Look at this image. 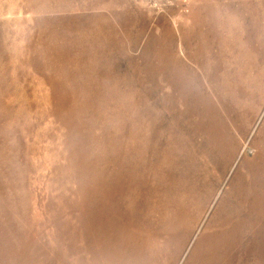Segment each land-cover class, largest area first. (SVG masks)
<instances>
[{
    "label": "rangeland",
    "instance_id": "obj_1",
    "mask_svg": "<svg viewBox=\"0 0 264 264\" xmlns=\"http://www.w3.org/2000/svg\"><path fill=\"white\" fill-rule=\"evenodd\" d=\"M0 264H264V0H0Z\"/></svg>",
    "mask_w": 264,
    "mask_h": 264
},
{
    "label": "bare ground",
    "instance_id": "obj_2",
    "mask_svg": "<svg viewBox=\"0 0 264 264\" xmlns=\"http://www.w3.org/2000/svg\"><path fill=\"white\" fill-rule=\"evenodd\" d=\"M163 131H164V129H163ZM165 132V131H164ZM148 134H149V132H148ZM175 134V133H174ZM166 135V134H165ZM172 136V135H171ZM166 139V138H165ZM160 146V145H159ZM155 148V147H154ZM147 153V152H146ZM159 153V152H158ZM169 153H170V151H169ZM138 155V154H137ZM142 155V154H141ZM156 155H157V153H156ZM171 155V154H170ZM147 157V156H146ZM152 158V157H151ZM161 158H162V153H161V157L159 158L160 160H161ZM156 159V158H155ZM172 159V157L171 158H168V160H171ZM174 159V158H173ZM141 160V159H140ZM148 161V160H147ZM171 162V161H170ZM138 163V162H137ZM136 163V164H137ZM139 164V163H138ZM155 164V163H154ZM157 165L158 164H156V165H154V167L152 168V167H150L151 169H155L156 167H157ZM141 166V165H140ZM167 166V165H166ZM165 166V167H166ZM135 167H136V165H135ZM163 167V166H162ZM151 169H147V170H145V168L143 169V171H142V173H143V179L141 180V186H142V188H143V191L145 190V189H149V183H151V182H153V180L155 179V178H153V179H149L148 177L149 176H153V177H158L157 176V173L156 172H154V171H152ZM168 169V168H167ZM160 170H161V168H160ZM134 171H135V169H134ZM148 172V173H147ZM131 176V175H130ZM161 180V179H160ZM127 181H129V180H127ZM154 184V183H153ZM133 188V187H132ZM151 190V189H150ZM150 192V191H149ZM155 193H156V191H154ZM153 192V193H154ZM143 193V192H142ZM148 193V191L146 192V194ZM152 193V194H153ZM148 194H150V193H148ZM135 195V194H134ZM141 195V194H140ZM139 196V195H138ZM143 196V195H142ZM148 196V195H147ZM150 196H151V194H150ZM155 197V196H154ZM158 197V196H157ZM127 198V197H126ZM130 198V197H129ZM133 198V197H132ZM139 198V197H138ZM137 198V199H138ZM128 199V198H127ZM145 199V198H144ZM147 199H148V197H147ZM140 200V199H139ZM142 201V200H141ZM145 201V200H144ZM147 201V200H146ZM130 202V201H129ZM150 202V201H149ZM152 202V201H151ZM140 203V202H139ZM145 204V203H144ZM156 204V203H155ZM132 205V204H131ZM134 205V204H133ZM147 205V204H146ZM130 207V206H129ZM142 207H144V206H142ZM141 208V207H140ZM134 209V208H133ZM145 209V208H144ZM151 209V208H150ZM138 210V209H137ZM154 211V210H153ZM155 212V211H154ZM135 214V213H134ZM141 215V214H140ZM135 218V217H134ZM133 218V219H134ZM139 218V217H138ZM137 220V219H136ZM134 224V223H133ZM138 224V223H137ZM133 226V225H132ZM140 226V225H139ZM144 226V225H143ZM127 250V249H126Z\"/></svg>",
    "mask_w": 264,
    "mask_h": 264
}]
</instances>
